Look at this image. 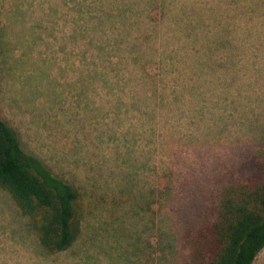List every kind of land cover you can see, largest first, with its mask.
<instances>
[{"label":"trees","instance_id":"16d2710c","mask_svg":"<svg viewBox=\"0 0 264 264\" xmlns=\"http://www.w3.org/2000/svg\"><path fill=\"white\" fill-rule=\"evenodd\" d=\"M83 16L84 41L69 37L68 21L39 19L30 46H22L32 51L31 67L55 68L61 89L50 102L53 120L43 125L44 113L33 116L36 138L26 141V130L0 116V196L31 237L30 244L0 223V264L26 257L48 264L64 252L72 254L68 264H86L100 244L115 252L109 240L132 254L131 264H253L264 247V112L259 122L250 114L245 146L235 148L253 150L249 161L228 155L232 147L182 141L197 158L213 154L211 185L210 156L184 189L149 143L157 131L161 150L179 93L197 97L196 117L212 116L204 108L216 86L233 87L234 74L247 69L264 74V0H87ZM70 83L77 101L60 104ZM255 100L264 107V94ZM68 106L82 114L70 115ZM234 159L230 168L219 164ZM246 162L253 174L237 183L226 176ZM200 205L210 219L197 220Z\"/></svg>","mask_w":264,"mask_h":264},{"label":"rangeland","instance_id":"374dc122","mask_svg":"<svg viewBox=\"0 0 264 264\" xmlns=\"http://www.w3.org/2000/svg\"><path fill=\"white\" fill-rule=\"evenodd\" d=\"M86 5L87 0H83V6L81 0H0V24L4 32L0 36V116L9 124L14 125L16 123L18 128L26 130L28 133L26 141L40 135V132H37L40 121L36 125L35 116H39L41 113L45 114L44 119L41 120L43 125L53 120V118L48 117L52 114L50 102H56L57 92L61 89L55 85L57 76L53 66H47V64L40 66L37 64L36 67H31L30 60H33V55L30 53L32 51L30 53L22 51V46H27L32 38L30 27L34 21L39 19L60 23L68 21L67 24H70L69 34H71L69 37L72 40L81 38L84 41L83 21L85 16H83V10ZM250 74L251 72L248 69L245 72L241 71L234 74L235 83H232L233 87L227 88V90H223L222 86H216V96L213 95L212 99L209 100L211 104L204 108H209L212 116L204 111L203 117H196L191 110L198 102L197 97L195 95L193 97L189 95V97L186 91L182 96L179 93V101L171 106L168 111L169 117L165 119L167 124L166 130H163L162 140L164 142L161 143V150L156 149L158 146L154 145L158 132H153L152 141L149 144L150 148L157 152L156 159L161 160L160 167L172 165L176 178L180 186H184V189L191 182L193 169L199 167L198 161L204 160L208 156V150H204L205 152L201 153L202 158H197L196 155L194 156V152L191 151L193 145L181 146L182 141L186 139L189 142H193L192 140H197L198 143L202 142L203 146L209 144L207 146L216 148L218 151H220L219 148L222 145L228 148L232 147V152L230 151L228 155H244L243 157H248V161L249 157H253L254 152L252 153L253 150L248 151L249 148H244V150L235 149L239 146L238 144L244 143L240 141L242 137H247L248 133L245 130V125L250 121V114L252 113V116L256 115L259 122L262 118L259 112H264V107L257 105L255 100L256 97L258 99V96L264 94V82L261 81L264 74L261 72ZM64 88L60 104L63 101L66 104L69 98V104L77 101L78 96L75 94L72 83L66 84ZM224 96L229 99L226 105L222 104ZM38 97L43 98L41 102L44 104L38 102ZM14 98L16 100H13ZM24 108H29L30 115H21L19 109ZM222 110L225 111H223L222 116H219L218 113ZM67 111L70 115L82 114V110L70 106L67 107ZM181 111L183 114H181ZM184 111L186 114H184ZM192 114L194 118L190 117ZM210 123V128L205 132L206 124ZM204 132L205 134H203ZM210 154L206 171L204 170L208 185L212 184V177H214L211 171L212 165L218 167L213 154ZM191 159L194 161H191ZM235 162L237 161L234 159L230 165L222 161L219 164L227 169ZM246 163L240 165L237 163L236 167L225 171L226 176L237 183L242 181L246 174H253L252 163ZM202 172H200L199 177H202ZM194 183L196 184V181ZM198 202L200 201L198 200ZM8 205L9 202H6V199L0 196V223L10 225L22 240L31 244V237L25 226L18 223ZM200 207V216L198 214L197 218H199L197 220L210 219L211 214H205L206 205H200ZM22 242H19L21 246L24 244ZM113 242L116 241L109 240L108 248H113L115 252H108V249L100 244L103 249L89 252L86 264H131L132 260L135 261L132 254L122 253V247L119 243L116 242L117 244H115ZM26 252V249L21 250L23 257H26ZM71 257V253L68 256V252H64V254L50 256L47 260L52 262H48V264H68ZM19 264H37V260L36 258L26 257ZM253 264H264V247L258 252Z\"/></svg>","mask_w":264,"mask_h":264}]
</instances>
